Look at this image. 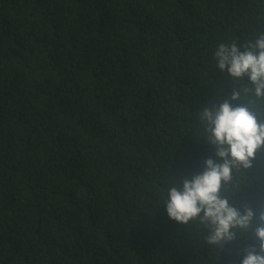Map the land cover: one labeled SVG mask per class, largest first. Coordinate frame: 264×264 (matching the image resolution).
Returning a JSON list of instances; mask_svg holds the SVG:
<instances>
[{
  "label": "trees",
  "instance_id": "trees-1",
  "mask_svg": "<svg viewBox=\"0 0 264 264\" xmlns=\"http://www.w3.org/2000/svg\"><path fill=\"white\" fill-rule=\"evenodd\" d=\"M262 32L264 0H0V264H240L258 249L209 246L163 204L217 159L197 113L242 103L216 48ZM252 164L233 201L258 216L264 149Z\"/></svg>",
  "mask_w": 264,
  "mask_h": 264
},
{
  "label": "clouds",
  "instance_id": "clouds-1",
  "mask_svg": "<svg viewBox=\"0 0 264 264\" xmlns=\"http://www.w3.org/2000/svg\"><path fill=\"white\" fill-rule=\"evenodd\" d=\"M243 48L241 52L233 42L220 43L214 52L219 71L243 81L239 88H231L230 97L242 103L234 107L225 100L197 113L204 140L217 159H206L203 172L191 179L176 178L163 205L168 217L179 224L192 221L206 228L209 246L223 249L239 237L257 241L258 249L246 248L240 264H264V210L257 216L244 204L241 212L233 201L239 192L237 174L247 177L256 154L264 149V32L247 40ZM254 218L257 226L253 229Z\"/></svg>",
  "mask_w": 264,
  "mask_h": 264
}]
</instances>
